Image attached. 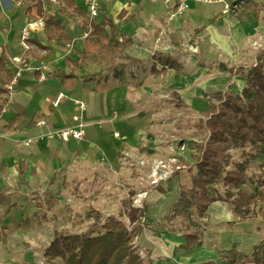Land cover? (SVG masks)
Returning a JSON list of instances; mask_svg holds the SVG:
<instances>
[{
    "label": "crops",
    "instance_id": "crops-1",
    "mask_svg": "<svg viewBox=\"0 0 264 264\" xmlns=\"http://www.w3.org/2000/svg\"><path fill=\"white\" fill-rule=\"evenodd\" d=\"M41 1L42 12H37L34 0L0 2V58L3 54L7 56L6 67L16 78L12 90H9L7 105L4 106L7 95H0V105L4 106L0 119V166L5 169L0 168V189L8 195V200L0 205V210H4L0 213V264L35 263V253L30 247L26 249L23 241L14 239L15 234L8 225L20 223V229L23 226L26 231L29 226L25 227V221L30 225L38 210L43 209L37 208L36 204L45 198L36 202L32 198L36 187L55 183L56 189L64 191V177L71 181L85 175H98L101 182L111 178V182L118 183L122 174L130 172L134 175L129 169L125 150H144V158L149 160L178 149L174 140H171L174 144L169 146V140L164 138L161 129L162 121L157 119H161L162 114V91L181 88L175 74L190 77V83L196 78V75L189 76L190 70L195 67L192 65L195 55L178 52L180 47L188 44L189 33L203 29V32L213 35L214 43L226 54H232L247 45L250 38L253 40V29L250 28L264 20L263 11L259 20L248 14L247 21L239 22L230 12L236 0H189V10L174 20H169L168 15L178 0H101V17L95 21L100 23L105 18L112 19L119 27L120 39L128 36L133 44L117 55L114 64L89 62L87 69L75 72L78 80L70 83L48 78L47 74L59 69L70 73L66 59L79 57L78 53L84 49L85 40L92 30L83 27L81 19L73 17L71 11L61 15L58 0L56 3ZM255 1L264 4V0ZM76 2L79 7H86L84 0ZM123 11L125 16L118 19ZM43 15L61 19L63 33L50 41L45 29L38 30L32 34L28 41L29 49L25 50L21 44L23 28L28 21ZM38 44L51 50L48 59L38 58L46 54ZM27 52L29 55L23 58ZM155 53L168 56L181 66L180 70L169 68L154 75L152 56ZM14 57L21 58V62H14ZM128 57L138 62L130 63ZM195 63L198 67L205 65L202 58L198 64ZM156 65L157 69H162L160 63ZM18 72L20 75L16 76ZM222 72L229 74L203 81V87H191V91H207L216 85H223L219 89L222 92L231 89L233 79L239 74L232 77L230 72ZM245 72L242 74L245 75ZM42 77L45 79L42 80ZM60 93H65L67 98L61 101L59 107L52 106L51 101ZM74 100L85 103L86 110H79ZM75 115H83L87 124L86 137L82 142L65 143L49 137L52 131L73 125ZM15 117H21L19 124L14 121ZM40 118L47 120V127L36 126ZM169 138L173 139V132ZM190 141H183L188 149ZM18 162L26 167L23 179L17 168ZM182 176V173L173 176L145 196V227L137 238L141 250L151 252L154 264H200L207 261L226 264L219 257L221 249L234 248L250 253L260 240L252 245L243 246L242 243L246 234L255 235L250 227L254 219L240 221L234 206L223 201L213 203L207 211L208 226L203 233V245L192 250L183 248L186 244L183 234L169 231L166 220L170 207L178 200L181 185H191L189 182L181 183ZM128 180L127 184L137 181L130 177ZM169 196L175 198L167 205ZM43 210L42 217L46 218V213L52 209ZM238 241L240 247L234 245ZM245 245L249 248L247 251L244 250Z\"/></svg>",
    "mask_w": 264,
    "mask_h": 264
},
{
    "label": "trees",
    "instance_id": "trees-1",
    "mask_svg": "<svg viewBox=\"0 0 264 264\" xmlns=\"http://www.w3.org/2000/svg\"><path fill=\"white\" fill-rule=\"evenodd\" d=\"M37 12H42L43 1L34 0ZM59 13L69 14L81 19L82 26L91 28V33L85 40V47L79 51L76 59L67 58L66 64L71 69L70 73L59 69L49 72L48 78H56L62 82L75 83L78 80L76 71L85 70L89 62L94 64L115 63L119 53L131 47L133 40L124 36L119 37V27L112 19L105 18L102 22L91 20L86 7H79L76 0H58ZM264 11V4H258L255 0H236L230 7V12L239 21L248 20V14H252L256 20L260 19ZM126 12L118 16L122 19ZM45 31L48 39L53 41L61 36L64 24L54 15H43ZM134 19V17H131ZM38 47L46 52L40 59H48L51 50L38 44ZM29 52L23 55L27 57ZM154 65L152 73L158 75L169 68L180 70L181 66L172 62L163 53H155L152 56ZM130 63L138 60L128 57ZM8 58L3 54L0 58V95L5 94L4 106L8 104L10 91L7 88L14 79V74L6 67ZM162 65L157 69L156 63ZM222 71L230 72V75L244 73L245 87L241 92L232 91L216 92L211 97L209 107L201 113L205 117L198 128L207 132L203 140H191L188 147L192 152L193 165L187 161L184 164L189 167L191 185H181L178 200L170 207L166 220L169 231H179L183 234L186 244L183 248L192 250L203 245V233L205 231L201 222L207 218L209 207L218 201H223L234 206V212L240 217V221H250L258 218L257 206L259 204L258 193L248 192L243 189L247 184L248 156L247 147L264 151V62L259 57L257 62L249 67H240L237 70L220 64ZM95 77H93L94 79ZM216 100V101H214ZM4 106L0 105V119L4 112ZM21 117H15L19 124ZM243 150L242 161H234L231 151ZM196 172L193 173V168ZM233 167L232 169H230ZM3 170V167L0 166ZM17 168L21 178L26 167L18 162ZM257 189L264 190V170L260 175L251 179ZM223 186L224 192L221 191ZM8 200V195L0 189V205ZM57 199L51 194L46 195L43 202H38L37 208L51 210L58 205ZM147 206L135 209L131 216L132 226H128L122 220V213L110 216L97 233H70L65 230L56 231L53 239L45 248L44 264H154L151 252L145 251L147 258L142 257L139 248L134 245L135 239L142 233L145 225L144 218ZM260 213L264 219L262 207ZM197 218V219H196ZM25 227L29 222L25 221ZM6 241V235H4ZM220 259L226 264H264V238L256 244L250 253L238 249H221L218 251ZM200 264H215L207 261Z\"/></svg>",
    "mask_w": 264,
    "mask_h": 264
},
{
    "label": "rangeland",
    "instance_id": "rangeland-1",
    "mask_svg": "<svg viewBox=\"0 0 264 264\" xmlns=\"http://www.w3.org/2000/svg\"><path fill=\"white\" fill-rule=\"evenodd\" d=\"M253 40L250 38L247 45L241 50H234L232 54H226L218 44L214 43L213 35L207 34L202 30L193 31L189 33L188 44L180 47V53L193 54L194 61L197 62L200 58L204 61V67L196 66L193 61L192 65L195 67L190 70L189 76L196 75L195 80L190 83L189 78L185 75L180 76L175 74L180 81V89L177 91H162L161 96V120L164 138H168L169 146L177 143L178 149L175 148L170 154L158 155V158L145 159L146 151L144 150H125L123 154L128 160L129 169L131 173L122 174L118 183L111 182V178H105L101 182V178L96 175H85L83 177H76L71 181L64 177L63 186L64 191L55 188V183L46 185L44 187H36V192L32 195L33 200L41 201L45 198L47 193H52L59 199V205L47 212L46 218L42 215L45 212L39 209L36 218H33L28 229H20V223H10L8 226L13 230L16 241H23L25 248L35 253L34 264H44L45 259L43 252L54 237L56 231L65 230L70 233H97L98 229L103 225L104 221L110 216H117L122 213V220L128 225L132 226L131 216L135 209H141L144 204L145 196L150 190L157 186L151 184V174L155 165L159 161H163L167 165L166 169L172 171V177H176L179 173L183 174L181 183L190 182L189 167L183 161H187L193 165L194 160L191 157L192 152L183 145V141L203 140L207 137L205 130H200L198 125L204 121L205 117L202 115V110L207 108L211 97L216 92L220 91L223 85L212 86L207 91H191L195 88L203 87V81L215 80L216 77L226 75L220 69V63H226L230 68L237 69L241 66L249 67L257 62L259 57H262L264 62V20L258 24H254ZM249 31L251 32V30ZM181 42V41H179ZM244 74L237 75L231 83V89L235 92H241L245 85ZM201 76V78H199ZM184 82H183V78ZM187 78L188 80H185ZM184 90V91H183ZM189 90V91H188ZM205 100V103H204ZM203 101V102H201ZM216 101V100H214ZM173 132V139L169 138ZM169 133V137H167ZM174 140V143L173 141ZM246 153L248 156V170L246 175L248 177L247 184L243 189L248 192L258 193L259 204L257 206L258 218L254 219L250 224L255 235L250 236L246 234L244 244L252 245L254 242L261 241L264 238V219L260 213L262 207L264 212V190L257 189V186L252 183L251 179L257 177L264 170V151H259L257 148L247 147ZM171 153L174 155L171 156ZM159 154V153H158ZM234 161H242L243 150L236 149L231 151ZM178 155V157H177ZM231 167L230 169H232ZM196 168H193V173ZM136 183H129L128 178ZM169 178L168 180H170ZM58 181V185L60 184ZM124 184V186H122ZM41 188H43L41 190ZM220 189L224 192V188L220 185ZM146 193V194H145ZM4 210H0L2 213ZM197 219V218H196ZM202 227L207 229V219L201 222ZM167 226V225H166ZM225 243V241H224ZM134 245L139 248V253L142 257L147 258L144 250H141L138 240L135 239ZM225 245V244H224ZM235 246L240 247V242L234 243ZM244 250H248V247ZM251 250V249H250ZM130 264V263H125Z\"/></svg>",
    "mask_w": 264,
    "mask_h": 264
},
{
    "label": "built area",
    "instance_id": "built-area-1",
    "mask_svg": "<svg viewBox=\"0 0 264 264\" xmlns=\"http://www.w3.org/2000/svg\"><path fill=\"white\" fill-rule=\"evenodd\" d=\"M49 2L56 3L57 0H48ZM166 2H170L173 0H165ZM1 2V0H0ZM100 2L101 0H84L87 13L91 20H98L101 17L100 12ZM189 10V0H178V3L176 6L170 11L168 15L169 20H174L176 18H179L183 16L187 11ZM45 29V20L43 17L36 18L34 20L28 21L25 27L22 30V38H21V44L22 47L26 50L29 49V39L31 38L32 34L35 33L38 30ZM14 62H21V58L14 57ZM20 73L18 72L16 76H19ZM45 79V77H42V80ZM16 82V78L13 79L12 83L7 86L9 90H12L13 84ZM67 98L65 93H60L54 100L51 101V105L54 107H59L61 104V101L63 99ZM75 104L78 106L79 110L85 111L87 106L85 103L74 100ZM74 124L71 126H67L64 128H60L56 131H52L49 134L50 138H57L60 141H63L65 143L74 141L77 143L82 142L87 133V124L85 122L83 115H75L72 118ZM36 126L38 127H47L48 122L44 118H40L36 121ZM167 165L163 161H159L155 167L152 170L151 174V184L155 186H159L166 181H168L169 178L172 177V171L166 169ZM146 194V193H145Z\"/></svg>",
    "mask_w": 264,
    "mask_h": 264
},
{
    "label": "bare ground",
    "instance_id": "bare-ground-1",
    "mask_svg": "<svg viewBox=\"0 0 264 264\" xmlns=\"http://www.w3.org/2000/svg\"><path fill=\"white\" fill-rule=\"evenodd\" d=\"M175 197L173 196H169L167 199H166V203L167 205H169L173 200H174Z\"/></svg>",
    "mask_w": 264,
    "mask_h": 264
}]
</instances>
